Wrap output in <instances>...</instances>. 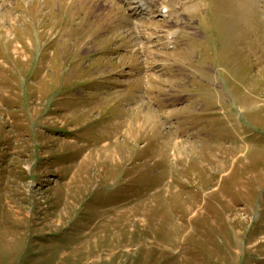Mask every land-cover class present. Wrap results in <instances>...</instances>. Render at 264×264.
Instances as JSON below:
<instances>
[{
    "label": "rangeland",
    "instance_id": "374dc122",
    "mask_svg": "<svg viewBox=\"0 0 264 264\" xmlns=\"http://www.w3.org/2000/svg\"><path fill=\"white\" fill-rule=\"evenodd\" d=\"M131 6L0 0V264H264V0Z\"/></svg>",
    "mask_w": 264,
    "mask_h": 264
},
{
    "label": "bare ground",
    "instance_id": "6f19581e",
    "mask_svg": "<svg viewBox=\"0 0 264 264\" xmlns=\"http://www.w3.org/2000/svg\"><path fill=\"white\" fill-rule=\"evenodd\" d=\"M167 1L170 0H132V9H135L137 12L143 14V15H150L151 13H158V15L162 17L167 16V10H166V4ZM173 35H176L174 32L172 34H169V38H171ZM171 42L169 41L168 47L170 46Z\"/></svg>",
    "mask_w": 264,
    "mask_h": 264
},
{
    "label": "trees",
    "instance_id": "16d2710c",
    "mask_svg": "<svg viewBox=\"0 0 264 264\" xmlns=\"http://www.w3.org/2000/svg\"><path fill=\"white\" fill-rule=\"evenodd\" d=\"M49 161V159H47L46 163ZM43 167V164H41V168Z\"/></svg>",
    "mask_w": 264,
    "mask_h": 264
}]
</instances>
